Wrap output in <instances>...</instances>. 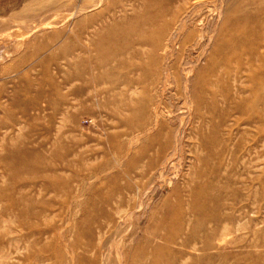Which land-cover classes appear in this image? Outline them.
Here are the masks:
<instances>
[{
	"label": "rangeland",
	"instance_id": "rangeland-1",
	"mask_svg": "<svg viewBox=\"0 0 264 264\" xmlns=\"http://www.w3.org/2000/svg\"><path fill=\"white\" fill-rule=\"evenodd\" d=\"M157 1L0 0V264H264V0L199 11L173 78L196 0L139 30Z\"/></svg>",
	"mask_w": 264,
	"mask_h": 264
},
{
	"label": "bare ground",
	"instance_id": "bare-ground-1",
	"mask_svg": "<svg viewBox=\"0 0 264 264\" xmlns=\"http://www.w3.org/2000/svg\"><path fill=\"white\" fill-rule=\"evenodd\" d=\"M165 1L166 0H158L155 4L157 5V10H156V16H154V18H152V17H149L147 20H144V22H142V24L140 25V29L139 30H141V26L142 25H146V24H148V23H151V22H153L154 20H155V18H159L160 17V15H162V14H166V13H168L167 11H168V8H167V5L165 4ZM223 1L224 0H216V5L214 6V7H210L211 5H209V3H208V1L207 0H196L195 1V3H194V5L192 6V7H190L186 12H185V15H183V17L180 19V22H179V24H177L176 25V27H175V30H173V32L167 37V39H166V44H165V46H164V54H163V58H164V65L163 66H165V67H163V68H165V72L167 73V74H170V77L171 78H173V75H172V73H171V70L169 69V67H170V62L172 61V59H171V57L174 55V50H175V45H176V39H177V37L176 36H178L179 34H180V31H182V30H184L187 26H188V23L189 22H192V21H194L195 19H196V17L198 16V12L199 11H201L202 9H206V11L208 12V13H210V14H208V16L207 17H209L210 15H211V12L213 11H216V10H218V12H220L221 10H222V3H223ZM214 2V1H213ZM193 4V3H192ZM209 8H213V9H209ZM83 9V8H82ZM80 12V11H79ZM77 13V12H76ZM79 15V14H78ZM211 19V18H210ZM205 20V19H204ZM208 21V20H207ZM206 22V21H205ZM205 26V25H204ZM125 27V26H124ZM164 28L163 27H160V28H158L157 29V32H156V34H155V37H154V39H153V42H154V46H155V44H156V47H158L159 46V44H158V42H160L159 41V39H160V34L164 31L163 30ZM208 29V27L206 26L205 28H204V34H205V31H208L207 30ZM163 30V31H162ZM124 34L125 35H127L128 33H127V31L125 30L124 31ZM227 35V36H226ZM236 33L235 32H232V31H229L228 33H225V34H223V37L225 36V37H228V36H231V39H232V41H230L231 43H226V44H229V46L230 47H235V45L237 46V48H239V49H241L242 50V52H244V51H246L247 53H251V47H248V49H246L245 50V45L244 44H246V43H248V37H247V35H245L244 36V38L243 39H239L240 41H238V39H235V37H236ZM180 36V35H179ZM178 36V37H179ZM204 40V39H203ZM225 40V39H224ZM224 40H220V45H222V44H224ZM229 41V40H228ZM203 43V42H202ZM257 43L258 44H260V45H262V43H263V38H258L257 39ZM201 44V43H200ZM199 44V46H201V47H204V43L203 44H201L200 45ZM218 44V43H217ZM158 45V46H157ZM251 46V45H250ZM233 49V48H232ZM201 52H200V55H198V56H202V54H203V50H200ZM246 53V54H247ZM204 55V54H203ZM213 57V56H212ZM211 57V59L209 60V65L211 64V65H214V59ZM238 57V56H237ZM199 58V57H198ZM217 59V58H216ZM262 59H264V55L262 56ZM197 60H199V59H197ZM201 60V59H200ZM223 60V59H222ZM226 60H227V58H226ZM190 62L189 61H184L182 64L185 66V65H188ZM183 66V67H184ZM186 67V66H185ZM187 68V67H186ZM188 69V68H187ZM205 69H207V67L206 68H204V69H202L201 71H203V72H205ZM183 70H185V69H183ZM200 71V72H201ZM185 72V71H184ZM191 72V71H190ZM166 74V76H169V75H167ZM161 79H164V78H161ZM190 79H189V73L188 72H185V73H183V72H181V81L183 82V84H184V89H185V82H187V81H189ZM162 81V80H161ZM164 82V81H163ZM259 86V85H258ZM164 88V87H163ZM258 88V87H257ZM159 89V88H158ZM262 89V88H261ZM256 91H258V90H256ZM263 91V90H262ZM159 92V91H158ZM161 92V91H160ZM259 92V91H258ZM264 93V92H263ZM160 94V93H159ZM261 94V93H260ZM258 96H259V94H258ZM261 96V95H260ZM259 96V97H260ZM264 98V97H263ZM252 99V98H251ZM258 100V99H257ZM255 101V100H254ZM244 102V101H243ZM247 102V101H246ZM264 102V101H263ZM248 103V102H247ZM251 103V100H250V102L248 103V104H250ZM256 103V102H255ZM264 104V103H263ZM252 105V104H251ZM256 105V104H255ZM255 105H253V106H255ZM257 106V105H256ZM250 107V106H249ZM252 108V107H251ZM255 108V107H254ZM258 109V108H257ZM263 109V108H262ZM260 110V109H259ZM259 112V111H258ZM263 112H264V110H263ZM263 119V118H262ZM261 120V119H260ZM183 128H181V129H179L178 131H175V134H173V149H172V152H171V154H169V155H171V157H172V155H174L175 153H177V154H179V152H180V150H181V140H182V136H183ZM170 157V158H171ZM168 160V159H167ZM169 167V166H168ZM167 171V170H166ZM168 171H169V168H168ZM168 173V172H167ZM154 188V187H153ZM215 200H214V198H211V197H209V196H207L205 199H204V201H203V204H202V207L203 208H205V210L206 211H211L212 212V210L214 211V208H212L211 207V205H212V203L214 202ZM178 210V209H177ZM210 212V215H211V219L214 221V222H217V220H219L218 219V217L219 216H217V214H215V213H211ZM208 216H209V213L207 214H205V217L206 218H208ZM210 218V217H209ZM219 218H221V216L219 217ZM224 217H222V219H223ZM228 219V218H227ZM226 219V220H227ZM213 223V222H212ZM218 223V222H217ZM227 221H224V225H222L221 226V231H227L228 229H227ZM213 226H215V225H213ZM217 228L216 227H214V228H209V232L205 235V237L207 238V242H210L209 240V238H213L214 236H215V234H216V232H217ZM206 241V240H205ZM206 242V243H207ZM210 245H212V244H210ZM152 246V245H151ZM207 247H209V246H207ZM211 247V246H210ZM209 247V248H210ZM162 247H160V246H156L155 247V252L156 251H158V250H160ZM212 248V247H211ZM207 249V248H206ZM205 249V250H206ZM142 253V252H141ZM131 254H133V253H131ZM126 255V254H125ZM127 256V255H126ZM128 258V257H127ZM126 260H128V259H126ZM131 261H132V259H131ZM136 261V260H135ZM133 263V262H132ZM138 263V262H137ZM127 264H129V262L127 263ZM136 264V263H135ZM139 264V263H138Z\"/></svg>",
	"mask_w": 264,
	"mask_h": 264
}]
</instances>
